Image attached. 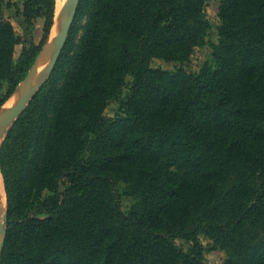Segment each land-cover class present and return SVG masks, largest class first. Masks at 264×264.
Returning <instances> with one entry per match:
<instances>
[{
	"label": "trees",
	"instance_id": "trees-1",
	"mask_svg": "<svg viewBox=\"0 0 264 264\" xmlns=\"http://www.w3.org/2000/svg\"><path fill=\"white\" fill-rule=\"evenodd\" d=\"M206 3L81 0L51 77L1 149L0 264H204L202 234L226 251L224 264H264V0H221L217 42ZM22 6L43 34L16 59L0 0V106L55 23L57 0ZM207 44L212 58L198 72L151 65L188 62ZM112 100L119 109L107 119Z\"/></svg>",
	"mask_w": 264,
	"mask_h": 264
},
{
	"label": "rangeland",
	"instance_id": "rangeland-1",
	"mask_svg": "<svg viewBox=\"0 0 264 264\" xmlns=\"http://www.w3.org/2000/svg\"><path fill=\"white\" fill-rule=\"evenodd\" d=\"M20 3H21V0H3L4 15L7 19H9L13 23L17 37L19 39V44L16 47V53H15L16 59L18 58L22 48L27 43H29L31 41L39 43L41 38H42V34H43L42 30H41L43 27V19H37L32 26H28L25 22H23V18L19 12L18 6ZM85 3L87 5H89L91 3V0H85ZM220 7H221V0H207L206 14H207V18L209 19V21L211 23V29L209 30V33H208V40L209 41L217 42L218 38H219V26L221 25ZM86 10L83 11L81 18L77 22V29H76V35L78 34L76 36L77 38L80 36V34L84 28V25L86 23V17H87ZM55 19H56V15H55ZM45 41H44V43H45ZM66 41H67V39H66ZM42 47H43V45L41 46V49H42ZM211 58H212V48L210 47L209 44H207L205 46L195 48L191 57H190V60L188 62L180 63V62H175V61H166V60L161 59V58H153V60L151 61V65L154 68H163V69H168V70H176L179 67H184L188 72H198L201 69V67L203 66V64L206 61L210 60ZM47 59L48 58L43 60L44 67L41 70L42 72H40V74L38 75L39 78L36 80V83L39 82L42 79L43 75L46 74L48 71L49 63L52 59H50V58H49L50 60L49 59L47 60ZM45 61H47V62L45 63ZM55 67H56V65H55ZM55 67H54V69H55ZM51 74L48 76L45 83L37 90V92L41 88L44 87V85L46 84L48 79L51 77ZM233 76H234V81H235L236 74ZM132 80H133V76L128 75L127 81L131 82ZM61 81L62 80H60V81L58 80L57 84H60ZM20 88H23V80L19 83V85H18L16 91L13 93V95L0 106V116L3 112V110L7 107V105L10 104L15 99L17 94H19L18 91L20 90ZM6 90H7V84L5 83L3 90H2V93L5 94ZM37 92H36V94H37ZM128 92H129V87L127 86L123 89L122 96L123 97L126 96L128 94ZM122 96H121V98H123ZM30 102H29V104H30ZM29 104L25 107V109L29 106ZM119 104H120L119 100H112L109 103L108 107L105 110V116L107 119H112L115 117V114L117 113V111L119 109ZM25 109L22 111V113L25 111ZM22 113L19 115V117L22 115ZM257 122L262 127H264V116H261L260 118H258ZM7 134H5L0 139V153H1V149H2V146L4 144V141L6 139ZM0 172L2 175V179H3V186H4L5 197H6L5 207L2 206L3 202L1 203L0 207H1V209H2V207L5 208L4 212L7 213V217H8L7 195H6V190H5L4 177H3V174L1 171V166H0ZM119 189L122 193V208L125 212H129L132 204L134 203V200L131 197H129L128 195H125L124 183H122V182L119 183ZM2 195H3V193H2ZM2 199H3V197H2ZM200 240H201L202 245L205 248L204 264H224L225 263V260L227 258V253L225 250H223L219 247H215L212 240H210L209 238H207L203 234L200 236ZM173 243L176 246L183 248L185 251H189L190 245L184 239L174 238Z\"/></svg>",
	"mask_w": 264,
	"mask_h": 264
},
{
	"label": "water",
	"instance_id": "water-1",
	"mask_svg": "<svg viewBox=\"0 0 264 264\" xmlns=\"http://www.w3.org/2000/svg\"><path fill=\"white\" fill-rule=\"evenodd\" d=\"M81 0H67L66 6L60 12V19H59V26L58 31L55 35L52 34V30L46 39L45 43L41 51L39 52L34 65L32 66L31 70L29 71L28 75L23 80V86H28L29 82L33 75H35L38 71V67L40 63L43 62L48 55L52 48H54L57 44H59L58 50L51 60L48 71L46 74L43 75L42 79L35 83L28 91L22 92L17 94L15 99L12 101L10 105H8L2 112L0 116V139L9 132L13 124L16 122L19 115L25 109V107L29 104L32 98L35 96L37 90L45 83L48 76L52 73L59 56L61 54L63 45L70 33L71 27L75 20L78 7ZM2 203V191L0 185V205ZM4 207H2V212L4 211ZM7 228H8V217L7 213L2 216L0 212V257L5 245L6 236H7Z\"/></svg>",
	"mask_w": 264,
	"mask_h": 264
},
{
	"label": "bare ground",
	"instance_id": "bare-ground-1",
	"mask_svg": "<svg viewBox=\"0 0 264 264\" xmlns=\"http://www.w3.org/2000/svg\"><path fill=\"white\" fill-rule=\"evenodd\" d=\"M66 3H67V0H57V8H56V19H55V23H54V27H53V32L52 34L55 35L58 31V26H59V19H60V12L62 9L65 8L66 6ZM59 13V14H58ZM58 47H59V44H57L54 48L51 49L49 55H48V59H53V57L55 56L57 50H58ZM47 59V60H48ZM49 59V60H50ZM47 61H45L46 63ZM51 62V61H50ZM50 64V63H49ZM44 67L43 65V62L40 63L39 67H38V71L35 75L32 76L30 82H29V85L28 86H23V88H20V90L18 91V93H22V92H26L28 91L35 83H36V80L39 78L38 75L40 74V72H42V68ZM45 72V71H44ZM22 91V92H21ZM12 103V102H11ZM10 103V104H11ZM8 104V105H10ZM7 105V106H8ZM0 185H1V191L3 193L2 197V206L5 207V200H6V197H5V192H4V186H3V179H2V175H1V172H0ZM0 212L2 213V216H4L5 212L3 211L2 212V209L0 207Z\"/></svg>",
	"mask_w": 264,
	"mask_h": 264
},
{
	"label": "crops",
	"instance_id": "crops-1",
	"mask_svg": "<svg viewBox=\"0 0 264 264\" xmlns=\"http://www.w3.org/2000/svg\"><path fill=\"white\" fill-rule=\"evenodd\" d=\"M22 0H21V3L19 4V9L22 11ZM17 47V46H16Z\"/></svg>",
	"mask_w": 264,
	"mask_h": 264
}]
</instances>
